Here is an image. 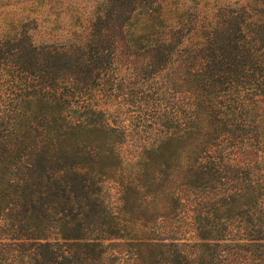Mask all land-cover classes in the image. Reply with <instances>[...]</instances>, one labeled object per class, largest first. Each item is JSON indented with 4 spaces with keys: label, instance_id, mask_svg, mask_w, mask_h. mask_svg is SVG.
I'll return each instance as SVG.
<instances>
[{
    "label": "trees",
    "instance_id": "trees-1",
    "mask_svg": "<svg viewBox=\"0 0 264 264\" xmlns=\"http://www.w3.org/2000/svg\"><path fill=\"white\" fill-rule=\"evenodd\" d=\"M168 2L0 36V264H264V0Z\"/></svg>",
    "mask_w": 264,
    "mask_h": 264
},
{
    "label": "rangeland",
    "instance_id": "rangeland-1",
    "mask_svg": "<svg viewBox=\"0 0 264 264\" xmlns=\"http://www.w3.org/2000/svg\"><path fill=\"white\" fill-rule=\"evenodd\" d=\"M103 0H0V36L19 23H27L32 39L36 43H50L65 41L77 29L78 22L75 14L82 17L85 24L87 16L97 8ZM246 0H169L168 5H178L191 11H198L206 16L223 4H241ZM208 17V21L211 19ZM81 21V19L79 20ZM142 105V104H140ZM143 106V105H142ZM126 117L129 112L126 113ZM122 120L126 118L119 115ZM130 119L125 120L129 124ZM149 132V131H148ZM150 133V132H149ZM145 136L141 133L137 137ZM148 136V135H147ZM151 135L149 134L148 137ZM130 137H135L131 134ZM142 143L144 140H140ZM137 142L132 139L127 141L121 149L125 161L132 159ZM112 180H105L103 185L104 197L111 208L117 205L118 190Z\"/></svg>",
    "mask_w": 264,
    "mask_h": 264
}]
</instances>
